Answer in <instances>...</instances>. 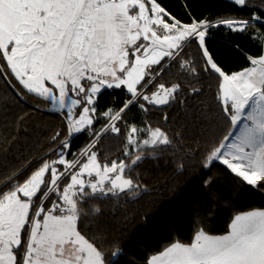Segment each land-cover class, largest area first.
Listing matches in <instances>:
<instances>
[{"label":"snow or ice","instance_id":"obj_1","mask_svg":"<svg viewBox=\"0 0 264 264\" xmlns=\"http://www.w3.org/2000/svg\"><path fill=\"white\" fill-rule=\"evenodd\" d=\"M233 3L246 7L248 0ZM257 24L264 25L258 13L183 23L157 0H0V76L14 77L17 95L49 103L67 128L35 165L0 178V264H108L103 243L78 229L83 205L137 192L132 173L145 153L172 144L163 127L137 124L128 112L180 100L181 79L189 80V94H200L192 83L199 73L185 56L193 45L203 72L217 78L216 101L228 127L207 147L204 166L218 162L249 185L264 181V54L226 73L206 47L211 27L245 32ZM172 65L182 74L175 81L164 75ZM105 90L126 99L101 108ZM85 132L89 143L72 153L71 137ZM105 134L122 138V158H98L95 146ZM146 264H264V210L236 214L223 235L200 228L191 242L173 241Z\"/></svg>","mask_w":264,"mask_h":264},{"label":"trees","instance_id":"obj_2","mask_svg":"<svg viewBox=\"0 0 264 264\" xmlns=\"http://www.w3.org/2000/svg\"><path fill=\"white\" fill-rule=\"evenodd\" d=\"M157 2L183 23H190L193 18L215 24L224 18L249 19L253 13L264 16V0H248L246 7L229 0ZM262 42V24L245 32H233L219 25L206 33V47L226 73L249 67L248 56L263 54ZM185 56L194 62L199 73V79L192 83L200 94H189V80L181 79L184 90L180 100L159 108L148 106L147 112L138 107L128 112L130 121L140 124L147 120L163 127L172 144L145 153L132 173L139 177L137 192L86 201L83 205L78 229L103 243L108 264H146L148 257L173 241L191 242L200 228L210 235H223L236 214L264 210V181L253 186L219 163L204 166L207 147L226 134L228 127L216 101V76L203 72L204 61L195 45L185 49ZM164 75L173 81L182 76L175 65ZM8 81L16 90L17 82L10 73ZM21 97L25 103L0 76V178L4 179L13 170L30 168L50 153L51 138L57 132L67 137L63 114L44 112L50 109L49 103L32 94ZM125 99L120 90H105L99 104L103 108L115 102L120 107ZM102 123L99 121L96 128ZM89 138L86 132L72 136L71 152L84 149ZM122 148V138L113 134H105L95 146L101 160L122 158ZM97 207L98 213L94 211ZM117 250L118 255L113 257Z\"/></svg>","mask_w":264,"mask_h":264},{"label":"water","instance_id":"obj_3","mask_svg":"<svg viewBox=\"0 0 264 264\" xmlns=\"http://www.w3.org/2000/svg\"><path fill=\"white\" fill-rule=\"evenodd\" d=\"M4 79V78H3ZM5 80V79H4ZM5 82L7 83V85L11 88L12 92L14 93V95L22 102V103H25L24 99L21 97V95H17L16 94V90L11 86V84L9 83V81H6ZM44 112H47V113H57L55 111H52V110H43ZM49 153L45 154V155H48ZM44 155V156H45ZM43 157V156H42ZM39 160V159H38ZM28 169V167L25 169V171Z\"/></svg>","mask_w":264,"mask_h":264},{"label":"rangeland","instance_id":"obj_4","mask_svg":"<svg viewBox=\"0 0 264 264\" xmlns=\"http://www.w3.org/2000/svg\"><path fill=\"white\" fill-rule=\"evenodd\" d=\"M229 1H231V2H233V0H229ZM223 26V25H222ZM226 27V26H225ZM264 54V53H263ZM216 163H218V162H216ZM220 164V163H219ZM222 165V164H221ZM224 166V165H223ZM226 167V166H225Z\"/></svg>","mask_w":264,"mask_h":264},{"label":"crops","instance_id":"obj_5","mask_svg":"<svg viewBox=\"0 0 264 264\" xmlns=\"http://www.w3.org/2000/svg\"><path fill=\"white\" fill-rule=\"evenodd\" d=\"M264 53V52H263Z\"/></svg>","mask_w":264,"mask_h":264}]
</instances>
